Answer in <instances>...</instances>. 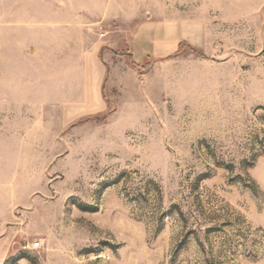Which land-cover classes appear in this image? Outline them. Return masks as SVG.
Wrapping results in <instances>:
<instances>
[{
  "label": "rangeland",
  "instance_id": "374dc122",
  "mask_svg": "<svg viewBox=\"0 0 264 264\" xmlns=\"http://www.w3.org/2000/svg\"><path fill=\"white\" fill-rule=\"evenodd\" d=\"M2 132L0 264H264V0H0Z\"/></svg>",
  "mask_w": 264,
  "mask_h": 264
},
{
  "label": "crops",
  "instance_id": "0c3cea01",
  "mask_svg": "<svg viewBox=\"0 0 264 264\" xmlns=\"http://www.w3.org/2000/svg\"><path fill=\"white\" fill-rule=\"evenodd\" d=\"M181 29V30H180ZM184 28H179L178 25L168 21L159 22H144L132 33L128 41V53L133 55L135 59L142 60L148 55L151 56H164L174 50L177 46L179 38L183 35ZM99 54L92 56L96 63L98 75L95 78V88L98 89L99 97L103 98L102 85L107 73L106 62L102 60ZM99 58V61L95 59ZM98 104H103L102 101ZM0 137H3V132ZM7 137V135H6ZM7 143V141H6ZM8 145H5L7 150ZM5 154V155H4ZM7 153L3 152V145L1 141L0 146V234L6 232L9 224L10 216L13 214V209L9 205L7 194H3V163H7Z\"/></svg>",
  "mask_w": 264,
  "mask_h": 264
},
{
  "label": "built area",
  "instance_id": "2783aa9c",
  "mask_svg": "<svg viewBox=\"0 0 264 264\" xmlns=\"http://www.w3.org/2000/svg\"><path fill=\"white\" fill-rule=\"evenodd\" d=\"M40 246H41V243H40L39 241H36V242H34V243L31 245V247L34 248V249H37V248H39Z\"/></svg>",
  "mask_w": 264,
  "mask_h": 264
}]
</instances>
